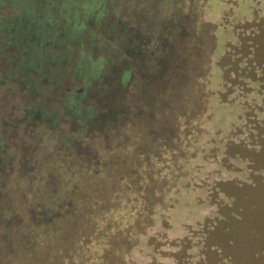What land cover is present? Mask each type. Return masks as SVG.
Returning <instances> with one entry per match:
<instances>
[{"label":"trees","instance_id":"1","mask_svg":"<svg viewBox=\"0 0 264 264\" xmlns=\"http://www.w3.org/2000/svg\"><path fill=\"white\" fill-rule=\"evenodd\" d=\"M109 8L0 0V83L25 96L0 104V264H95L115 250L125 215L128 229L141 212L150 217L148 149L121 145L119 134L148 116L144 101L161 76L185 74L186 56H200V28L186 14L164 24V52L178 42L180 58L152 68L144 28Z\"/></svg>","mask_w":264,"mask_h":264},{"label":"rangeland","instance_id":"2","mask_svg":"<svg viewBox=\"0 0 264 264\" xmlns=\"http://www.w3.org/2000/svg\"><path fill=\"white\" fill-rule=\"evenodd\" d=\"M105 3L144 28L152 68L180 58L178 42L166 53L160 38L178 15L200 28V56H186L185 74L175 67L161 76L144 101L148 116L119 134L121 145L148 149L151 214L130 229L125 215L123 232L111 233L115 250L95 264H264V0ZM7 87L0 83V104H24Z\"/></svg>","mask_w":264,"mask_h":264}]
</instances>
